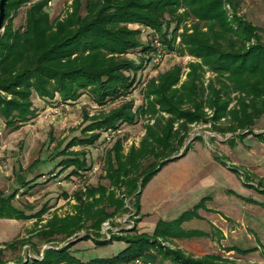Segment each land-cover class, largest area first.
Instances as JSON below:
<instances>
[{
    "label": "trees",
    "instance_id": "obj_1",
    "mask_svg": "<svg viewBox=\"0 0 264 264\" xmlns=\"http://www.w3.org/2000/svg\"><path fill=\"white\" fill-rule=\"evenodd\" d=\"M24 1L6 0L4 18L10 9L14 12ZM226 2L233 9L231 17L225 9ZM45 6V0L33 3L26 8L21 28H14L10 22L11 26L0 31V116L11 128L19 127L34 115L33 93L47 99L58 96L61 102H66L77 100L87 88L101 104L128 94L135 72L145 60L136 64L122 54L140 48L150 56L155 47L150 42L143 44L139 39L141 30L129 24L150 28L157 34L155 38L170 50L179 34L184 49L201 63L189 61L182 81L181 66L177 64L159 73L156 79L152 77L145 90V105L135 107L130 100L109 114L90 119L83 130L84 137L66 146L67 151L75 144H93L101 132L133 123L140 115H148L152 120L145 124V134L138 146L123 153L121 140L117 139L108 149L103 175L108 185L87 187L75 193L73 211L64 215L52 213L42 222L47 208L26 214L12 203L10 196L14 194L5 196L0 192V218H35L36 226L41 224L36 237L50 245L40 257L22 258L10 264H128L137 257L148 256L153 247L161 249L177 264H233L218 255L193 259L158 243L157 237L192 235L194 231L184 232L180 225L194 215L199 205L163 229L161 222L157 223L152 233L133 228L131 234H110L106 239L97 231L101 221L119 212L138 215L143 187L183 145L190 124L228 117L232 131L253 133L250 127L264 113V43L260 35L264 28L239 16L235 0H72L71 11L55 20L50 19ZM189 16L198 20L192 23L190 32L186 28L178 33ZM171 24L174 28L167 37ZM251 39L254 42L246 45ZM204 65L214 73L206 85L200 80ZM233 92L238 95L234 97V106L228 108ZM204 107L212 109L211 117L206 116ZM255 135L261 137L264 133ZM189 147L184 148L183 155ZM67 153L70 156L60 163L72 166L70 174L87 168L83 151ZM130 197L128 208L125 199ZM83 229L87 232L80 240L92 237L96 244L123 240L126 246L114 256L87 261L70 251L71 242L55 248L58 245L53 244L54 240H69ZM17 242L12 240L4 248H14ZM4 248L0 249V264H8L2 259Z\"/></svg>",
    "mask_w": 264,
    "mask_h": 264
},
{
    "label": "rangeland",
    "instance_id": "obj_2",
    "mask_svg": "<svg viewBox=\"0 0 264 264\" xmlns=\"http://www.w3.org/2000/svg\"><path fill=\"white\" fill-rule=\"evenodd\" d=\"M37 1L41 0H26L14 12L10 9L0 31L10 22L14 28H21L26 8ZM45 1V10L51 20L62 19L72 9V0ZM235 1L239 16L264 28V0ZM225 9L231 17L233 9L228 2ZM197 20L189 16L178 33L186 28L190 32L192 23ZM129 26L141 30L139 39L143 44L150 42L155 47L152 51L154 54L150 56L140 48L122 54L136 64H140L141 59L145 60L143 67L136 70L133 88L128 94H121L101 104L93 99L87 88L77 100L66 102H61L58 96L47 99L33 93L34 115L28 121L11 128L0 116V192L5 196L14 194L10 196L12 203L26 214L47 208L42 222L52 213L64 215L73 211L75 193L83 192L87 187L108 185L103 177L108 149L117 139L121 140L123 153L132 146H138L145 134V124L152 122L148 115H140L133 123H124L101 132L93 144L71 146L67 151H83L88 165L72 175V166L65 167L60 162L70 156L66 146L84 137L83 130L89 120L109 114L130 100L135 107L145 105V90L152 77L156 79L159 73L177 64L181 66L182 81L189 61L201 63L199 58L184 49L179 34L175 37L174 48L170 50L155 38L157 34L151 32L150 28L139 23ZM173 28L174 24H171L167 37H170ZM260 33L264 43V33ZM253 42L251 39L246 45ZM204 69L200 80L206 85L214 73L206 65ZM237 95L238 92L231 93L233 100L228 108L234 106ZM204 111L206 116L211 117L212 109L204 107ZM227 119L190 124L185 139L190 137L187 143L190 147L186 153L167 162L143 187L139 199L140 211L136 216L139 221L136 222L133 213L122 211L101 221L97 233L106 236V239L110 238V234H131L133 228L137 232L152 233L157 223L161 222L163 229L166 224L199 205L194 215L180 225L184 232L194 231L192 235L157 237L158 243L193 259L210 254L233 264H264V136L255 135L264 133V113L250 127L253 133L247 135L244 134L246 130L232 131ZM185 141L181 147L178 146L180 148L174 155L184 149ZM131 199H125L128 208H131ZM38 227L35 218H0V249L8 242L18 240L14 248H4L2 259L9 264L22 258L40 257L43 247L49 244L36 237ZM86 232L85 229L80 230L69 240L58 239L53 244L64 245L76 239L71 242L70 251L82 261L114 256L126 246L123 240L106 244H96L92 237L80 240ZM164 232H168V229ZM141 257L145 264H177L158 247L150 249L148 256Z\"/></svg>",
    "mask_w": 264,
    "mask_h": 264
},
{
    "label": "water",
    "instance_id": "obj_3",
    "mask_svg": "<svg viewBox=\"0 0 264 264\" xmlns=\"http://www.w3.org/2000/svg\"><path fill=\"white\" fill-rule=\"evenodd\" d=\"M5 2H6V0H0V30L3 28V19H4V16H5V11H4V9H5ZM189 138H188V140L185 141L184 148L187 146V143L189 142ZM183 150L181 152H179L178 154H176V155H171L170 157H168V160L172 161L173 159H176L178 157L183 156ZM18 179L20 180V175H18ZM139 191H140V189L137 192H139ZM73 240H76V239H73ZM73 240H70V241L64 243V245H66L69 242H73ZM60 246H63V245H59V246H57L55 248H59ZM47 247H50V245L49 246H44L43 247V250L45 248H47Z\"/></svg>",
    "mask_w": 264,
    "mask_h": 264
},
{
    "label": "built area",
    "instance_id": "obj_4",
    "mask_svg": "<svg viewBox=\"0 0 264 264\" xmlns=\"http://www.w3.org/2000/svg\"><path fill=\"white\" fill-rule=\"evenodd\" d=\"M106 235L109 236L107 233ZM131 264H145V262L143 260V257H137L131 262Z\"/></svg>",
    "mask_w": 264,
    "mask_h": 264
},
{
    "label": "crops",
    "instance_id": "obj_5",
    "mask_svg": "<svg viewBox=\"0 0 264 264\" xmlns=\"http://www.w3.org/2000/svg\"><path fill=\"white\" fill-rule=\"evenodd\" d=\"M128 264H131V263H128ZM153 264V263H152Z\"/></svg>",
    "mask_w": 264,
    "mask_h": 264
}]
</instances>
